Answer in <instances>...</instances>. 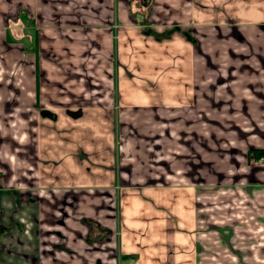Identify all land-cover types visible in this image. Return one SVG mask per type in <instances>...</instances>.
I'll list each match as a JSON object with an SVG mask.
<instances>
[{"label": "crops", "instance_id": "obj_1", "mask_svg": "<svg viewBox=\"0 0 264 264\" xmlns=\"http://www.w3.org/2000/svg\"><path fill=\"white\" fill-rule=\"evenodd\" d=\"M262 150L264 0H0V264H264L204 223L232 192L264 233Z\"/></svg>", "mask_w": 264, "mask_h": 264}, {"label": "rangeland", "instance_id": "obj_2", "mask_svg": "<svg viewBox=\"0 0 264 264\" xmlns=\"http://www.w3.org/2000/svg\"><path fill=\"white\" fill-rule=\"evenodd\" d=\"M129 126L130 125L128 123H125L123 132L126 138L130 139L134 146H142L139 147L140 151L134 147V155L136 157L133 156L135 158L133 159L134 162L129 163H132L136 166L146 164L147 167L149 165L151 168L156 170L153 157L154 155L156 156V161L158 156L155 153L154 148L156 144H164L163 135L158 133L159 136L156 135L157 137L154 139V136L148 134V130H144L141 134H136L135 130L128 128ZM131 157L132 156L130 155L129 158ZM160 157H163L162 154ZM144 175V177L149 175L147 170L144 172ZM234 196L235 194L232 192H219L217 195L214 194V196H206L205 199L207 202H209L208 206L211 209L206 211L207 216L205 217L204 223L206 225L210 223V220L216 222V224L214 223L213 226V232H209L205 239H212V237L214 239V237L216 238L218 234L220 235V246L217 247V250L220 251L218 252V255L220 256V262H228L231 257V253L233 252L232 250L241 251V248L235 247V249L232 246L228 248V243L232 244L236 240V245L238 244V246L242 247L243 242L245 245V243L252 244L257 243L260 240H264V233L260 232V230H257V228L261 225V222L258 221L259 219H256L254 216V209H256L257 205L260 203L258 198H251L249 195L245 197L242 194H237L240 199H238L237 196ZM234 198H237V200ZM232 203L235 204V207L231 206ZM218 226L221 227L220 231L216 230ZM232 228L234 231H232ZM255 250L257 249L255 248Z\"/></svg>", "mask_w": 264, "mask_h": 264}, {"label": "built area", "instance_id": "obj_3", "mask_svg": "<svg viewBox=\"0 0 264 264\" xmlns=\"http://www.w3.org/2000/svg\"><path fill=\"white\" fill-rule=\"evenodd\" d=\"M261 162L264 165V156L261 158Z\"/></svg>", "mask_w": 264, "mask_h": 264}, {"label": "trees", "instance_id": "obj_4", "mask_svg": "<svg viewBox=\"0 0 264 264\" xmlns=\"http://www.w3.org/2000/svg\"><path fill=\"white\" fill-rule=\"evenodd\" d=\"M261 154H263V155H264V150H262Z\"/></svg>", "mask_w": 264, "mask_h": 264}, {"label": "water", "instance_id": "obj_5", "mask_svg": "<svg viewBox=\"0 0 264 264\" xmlns=\"http://www.w3.org/2000/svg\"><path fill=\"white\" fill-rule=\"evenodd\" d=\"M73 114H75V115H76V114H78V112H77V113H73Z\"/></svg>", "mask_w": 264, "mask_h": 264}]
</instances>
